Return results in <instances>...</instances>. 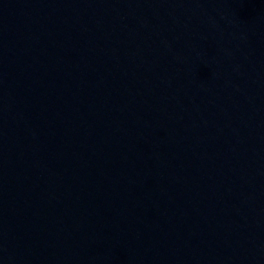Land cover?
Segmentation results:
<instances>
[{
    "label": "water",
    "instance_id": "obj_1",
    "mask_svg": "<svg viewBox=\"0 0 264 264\" xmlns=\"http://www.w3.org/2000/svg\"><path fill=\"white\" fill-rule=\"evenodd\" d=\"M0 264H264V0H0Z\"/></svg>",
    "mask_w": 264,
    "mask_h": 264
}]
</instances>
